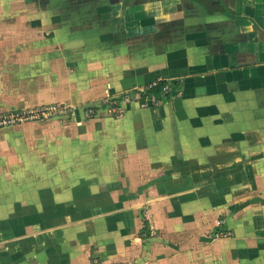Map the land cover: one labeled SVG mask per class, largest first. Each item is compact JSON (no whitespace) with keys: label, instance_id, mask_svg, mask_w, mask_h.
<instances>
[{"label":"crops","instance_id":"1","mask_svg":"<svg viewBox=\"0 0 264 264\" xmlns=\"http://www.w3.org/2000/svg\"><path fill=\"white\" fill-rule=\"evenodd\" d=\"M56 6L20 73L95 113L0 128V264H264V0Z\"/></svg>","mask_w":264,"mask_h":264},{"label":"rangeland","instance_id":"2","mask_svg":"<svg viewBox=\"0 0 264 264\" xmlns=\"http://www.w3.org/2000/svg\"><path fill=\"white\" fill-rule=\"evenodd\" d=\"M59 3L60 0H0V117L5 118V116L10 114L12 115L17 112L27 113L28 110L35 108L53 105L56 106V109L45 112L46 115L44 116L10 122L8 121L0 124V128L21 127L23 130H34L38 128L39 123L55 122L57 124H61V121L63 120V122L67 124V122L71 120L72 116L75 114V110L78 108L84 109V115L86 116H93L95 113L90 112L89 110V105H92L95 102L91 104L89 103V105H85V103L83 104L80 101H57L34 104L33 96L38 94L40 95L43 91H35L34 89L29 88V79H24L25 77H23L22 73H20L21 67H19V65H23L26 60V56L24 55H29L26 53L29 52L27 50H29L30 47L24 43L27 39H30V37L36 39H47L50 38L51 33H54L56 36L60 34L62 22L60 18L63 16L64 12H67V10H63L62 6V8L59 6L60 8L57 9L56 7L58 6L56 5H59ZM54 5L56 7H54ZM50 20L54 23L51 24ZM43 43L49 46V43ZM29 59H32L31 61L35 60L33 57ZM12 70L14 71V75L9 74ZM15 71L19 73V76L18 74H15ZM26 75L29 76V72H27ZM49 78L51 79V77ZM157 80L160 79H156V81ZM165 80L166 83L162 86V88L166 87L163 91L168 92L170 90L171 83L167 79ZM25 83H27V86ZM146 85L147 84L140 88L123 91V99L126 100L133 96H145V93L148 90L146 89ZM111 94L108 92L106 93L104 99L105 101H103L102 97H100L99 107H102L100 105L103 103H109L111 107L107 106L108 108L105 109H107L109 114H114L120 112L119 106H115L116 103L119 104L120 102H116L114 101V98H110ZM61 106H66V111H63L65 108ZM94 108H92L93 111ZM52 128L56 129L55 126ZM0 151H2L1 147ZM94 262L95 261L93 260V263Z\"/></svg>","mask_w":264,"mask_h":264},{"label":"built area","instance_id":"3","mask_svg":"<svg viewBox=\"0 0 264 264\" xmlns=\"http://www.w3.org/2000/svg\"><path fill=\"white\" fill-rule=\"evenodd\" d=\"M158 81V80H157ZM157 81H152L147 83L146 85V89H151L152 87H154L157 83ZM166 87H163L162 90H164ZM64 107L66 111V106H61ZM56 109V106H47V107H42V108H35V109H30L26 112H17V113H13L12 115H7L4 117H0V124H3L5 122H10V121H16V120H23V119H27V118H38L40 116H44L46 115L45 112H49L51 110ZM62 110V109H60ZM90 112H93V109H89ZM95 262L93 264H117V263H102L98 260H94Z\"/></svg>","mask_w":264,"mask_h":264},{"label":"trees","instance_id":"4","mask_svg":"<svg viewBox=\"0 0 264 264\" xmlns=\"http://www.w3.org/2000/svg\"><path fill=\"white\" fill-rule=\"evenodd\" d=\"M199 1H200L201 3H203V4H208V2H209L210 0H207L206 3H205L203 0H199ZM217 4H218V7H217V8L222 7L221 3L218 2ZM217 4H216V5H217ZM209 10H213V9H211V8L209 7ZM165 83H166V80H165V79H160V80H158L157 83H156V85H155L154 87H152L151 89H148V90L146 91L145 94H153V95H155V96H157V97H160V96H167L169 93H168V92H164V91L162 90V86H163ZM216 229H217V231H219V230H220V227H217Z\"/></svg>","mask_w":264,"mask_h":264}]
</instances>
